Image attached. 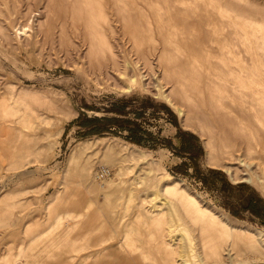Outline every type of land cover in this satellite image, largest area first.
Wrapping results in <instances>:
<instances>
[{"label":"rangeland","instance_id":"rangeland-1","mask_svg":"<svg viewBox=\"0 0 264 264\" xmlns=\"http://www.w3.org/2000/svg\"><path fill=\"white\" fill-rule=\"evenodd\" d=\"M170 189L250 238L223 264H264V0H0V264L65 213L32 264L201 263L190 219L158 236Z\"/></svg>","mask_w":264,"mask_h":264},{"label":"bare ground","instance_id":"bare-ground-1","mask_svg":"<svg viewBox=\"0 0 264 264\" xmlns=\"http://www.w3.org/2000/svg\"><path fill=\"white\" fill-rule=\"evenodd\" d=\"M166 195H168V197L170 198H168V200L164 199V201L167 202L166 205L172 213L173 220H169V218H166V216H161V218H152L155 221L161 219V235L158 236H161L162 241L165 233H168L170 237H174L175 235H177V232H180L183 238H188L192 242L194 230L188 229V227L184 224L175 225L177 219H181V216L190 219L193 224V228L197 227L200 230L202 248L205 254V257L201 259V263L198 264H223V261L221 259V250L224 246L221 245H223L224 243H231L230 248L233 251H236L237 249V246L235 245L237 239H240L245 244L251 243L250 238L245 232H241L237 230V228H230L224 222H221L219 217L214 213L210 212L207 209L201 208V206L187 194L181 193L178 190L175 191L170 189ZM73 219L74 215L71 213H65L58 217V221L60 222L63 220ZM172 223H174V225H172ZM166 224H168V229L164 228L166 227ZM214 232L216 233V237L221 236L222 243L220 244V246H218V244H216L213 239ZM189 249L191 254H194V252L196 251L193 244L189 246ZM161 250H164L167 258L169 259H171L176 253V251L171 246H163L161 247ZM181 261L182 264H197L196 261H188V259H186L184 256H181ZM170 263L171 262L167 261V264ZM175 263L178 262H174V264Z\"/></svg>","mask_w":264,"mask_h":264},{"label":"crops","instance_id":"crops-1","mask_svg":"<svg viewBox=\"0 0 264 264\" xmlns=\"http://www.w3.org/2000/svg\"><path fill=\"white\" fill-rule=\"evenodd\" d=\"M67 221V225H69L70 230H68V233L72 231H76L79 227V224L77 223H71L73 220H64L62 222L57 221V218L54 220L56 225L52 226L51 230H48L46 232H41L38 234V236L32 241L31 244H29L27 247H24L19 250L18 254L14 255H7L6 258L2 259V264H32L30 262V259L35 258L37 255H34V251L38 249V245L42 243H46V246L44 247L43 252L47 249V246L50 244L51 239H55V235L59 234L57 231L64 222ZM112 221V220H109ZM114 225H117L116 221H112ZM95 223V222H94ZM118 226V225H117ZM67 237V236H66ZM43 241V242H41ZM48 244V245H47ZM62 251L69 253V259L73 261L75 259V254L80 253L81 251L85 250V248H81L78 242L76 241H65V244L63 245ZM61 251V252H62ZM91 257L96 258L95 264H150V262H146L145 260L149 258H146L143 256V254L134 253L133 251H128L121 249L118 244L112 245L106 248H103L101 251L95 252L94 256H88L86 261L83 262V264H91L89 263V260L92 259ZM94 264V263H92Z\"/></svg>","mask_w":264,"mask_h":264},{"label":"built area","instance_id":"built-area-1","mask_svg":"<svg viewBox=\"0 0 264 264\" xmlns=\"http://www.w3.org/2000/svg\"><path fill=\"white\" fill-rule=\"evenodd\" d=\"M111 175V171L108 168H103L99 171V173H97V178L99 180H104L106 178H108Z\"/></svg>","mask_w":264,"mask_h":264},{"label":"trees","instance_id":"trees-1","mask_svg":"<svg viewBox=\"0 0 264 264\" xmlns=\"http://www.w3.org/2000/svg\"><path fill=\"white\" fill-rule=\"evenodd\" d=\"M102 121L105 122V123H106V122H107V123H108V122H112V121H113V122H117L115 119H112V120H111V119H102ZM100 132H101V131H100ZM130 132H131V135H132L135 131L130 130ZM181 135H182V134H180L179 136H181ZM131 138H132V137H131ZM133 140L136 141V139H133ZM183 146H184V145H183ZM182 148L184 149L185 147H182ZM201 180H202V179H201ZM203 180H204V179H203ZM248 210H251V211H253V212L256 213V211H255L254 209H252V207H248ZM256 214H257V213H256Z\"/></svg>","mask_w":264,"mask_h":264}]
</instances>
